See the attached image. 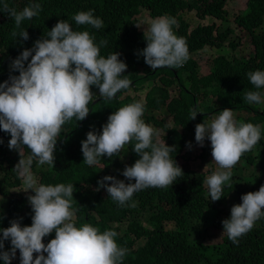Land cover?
I'll use <instances>...</instances> for the list:
<instances>
[{
    "label": "trees",
    "instance_id": "trees-1",
    "mask_svg": "<svg viewBox=\"0 0 264 264\" xmlns=\"http://www.w3.org/2000/svg\"><path fill=\"white\" fill-rule=\"evenodd\" d=\"M8 2L10 7L17 10L38 2L42 10L37 17L22 22L21 28L29 36L26 41L11 36L15 28L14 20L0 12V83L7 81L10 75H19L18 71L10 68L12 60L24 49L32 48L37 39L47 38L48 31L60 20L68 22L75 31H88L96 44L106 40L107 45L100 48V55L106 58L112 52H118L119 59L127 65L123 73L131 81L127 89L118 92L112 100H106L99 96L98 89L93 86V101L88 104L89 114L86 118L82 121L73 118L62 126L55 146L53 167L47 163V166H40L35 160L32 163L33 171L38 172V183L73 184V198L77 202H73V208L77 210L75 226L88 223L98 227L101 232L116 231V243L127 249L123 264H264V217L255 222L251 231L239 237L238 244H233L227 238L222 225L224 219L230 218V212H226L229 195L236 194L241 203L243 194L258 191L264 185L263 129L258 143L239 159L243 165L254 169L248 174L238 169L237 173H243L239 177L237 173L235 177L232 174L223 186L219 199L221 205L211 201L204 183L205 174L198 172V157L192 158V151L201 147L195 141V126L208 122L210 115L219 114L225 108L233 112H245L247 117L243 119L244 123L260 127L264 125V107L258 109L257 104H249L244 99L245 92L257 90L246 74L264 71V0H247L245 9L236 16V27L246 32L254 50L247 56L242 55L233 60L223 54L227 46L232 50L240 46V42L232 41L231 38L235 29L228 27L227 0ZM88 10H93V15L103 21L102 28L76 25L72 17ZM141 13L148 17L146 25L152 19L164 15L175 18L177 24L173 26V31L186 41L189 52V59L181 67L153 70L144 62L143 55L139 53L146 47V40L144 31L136 26L138 18L140 23L144 18ZM191 15L194 16L192 19ZM196 18L201 21L210 18L224 25L217 26L214 22L195 27L192 21ZM207 48L220 51L221 54L209 64V74L200 76V65L194 56ZM148 83L144 99L131 96L130 88L136 92L134 94H138ZM174 85L178 87L177 96H172L170 92ZM260 91L264 93V89ZM201 96L204 99L211 97L220 104V108H213L216 104L202 108ZM136 101L145 104L142 116L144 122L158 131L166 146L175 148L170 156L182 169L183 175L171 186L137 191L131 200L120 206L108 196L105 188L96 190L97 181L105 176H113L126 184L135 182L122 176L125 166H131L139 159L132 151L135 142L125 145L117 156H102L98 164L88 166L83 162L81 141L86 139L89 131L99 134L112 112ZM190 110H199L201 113H197L195 119H190ZM158 115L164 117L160 120ZM169 117L170 125L166 124ZM159 135L156 138L158 140ZM10 138V134L0 130V140L3 141L0 143V167H8L0 182V197L5 201L4 209L0 210V228L9 227L10 221L14 219H18L21 226H30L33 215L27 196L18 197L12 192L22 182L13 166L24 156L8 148ZM189 143L190 149L187 146ZM207 145L208 140L205 139L203 150L206 153ZM22 149L26 155L31 154L26 146H22ZM105 183L110 185L111 181ZM53 238L54 231L44 237L42 242L47 244ZM10 247V240H5L3 250L7 251ZM0 264L4 262L0 260ZM11 264H20L18 249Z\"/></svg>",
    "mask_w": 264,
    "mask_h": 264
},
{
    "label": "clouds",
    "instance_id": "clouds-1",
    "mask_svg": "<svg viewBox=\"0 0 264 264\" xmlns=\"http://www.w3.org/2000/svg\"><path fill=\"white\" fill-rule=\"evenodd\" d=\"M41 10L38 2L17 10L9 6L8 0H0V12L15 23L11 36L25 41L29 36L21 28L22 22L37 17ZM72 19L78 26L103 27V21L93 15V10L80 11ZM176 24L174 17L164 15L146 25L143 33L146 47L139 54L151 69H176L189 59L186 41L173 31ZM106 45V40L96 44L88 31H75L68 22L60 20L48 31L47 38L37 39L32 48L24 49L12 60L10 68L19 75H10L7 81L0 83V130L10 134V150L20 153L22 146L30 150L31 154L20 158L14 169L23 181L24 192L34 193L27 197L33 213L31 225L21 226L19 220L14 219L9 227L0 228V260L4 264H11L17 249L20 264H123L127 249L116 243V231L101 232L88 223L75 226L73 184H40L31 172L34 160L38 165L47 163L53 167L62 126L73 118L77 121L86 118L88 104L93 101V86L106 100H112L130 86L131 81L123 75L127 65L119 59L120 53L112 52L106 58L100 55V48ZM246 75L257 90L245 92V102L264 104V93L260 91L264 89V71H250ZM144 111L145 104L141 101L122 106L108 116L99 134L89 131L81 141L83 162L88 166L98 164L102 156H117L125 145L135 142L132 151L139 159L131 166L126 165L122 172L128 181L135 182L126 184L113 176L97 181L96 190L105 188L108 196L120 206L131 200L137 191L171 186L183 175L170 156L175 148L156 139L159 133L144 122ZM197 113L201 112L190 110V119H195ZM211 119L212 115L208 122L195 126V141L201 146L195 149L200 151L197 157L201 160L209 162L212 156L218 165L204 180L211 201L215 202L222 197L223 186L232 174L235 177L238 169L248 172L254 169L243 165L239 159L258 143L261 127L238 122L229 108ZM205 139L208 140L207 153L203 150ZM187 146L191 148L190 143ZM241 201L231 207L230 218L222 221L223 232L233 244H238L239 237L251 231L255 222L264 217V185L258 191L243 194ZM53 231L55 238L44 244L42 239ZM5 240H10L11 244L7 251L3 250Z\"/></svg>",
    "mask_w": 264,
    "mask_h": 264
},
{
    "label": "rangeland",
    "instance_id": "rangeland-1",
    "mask_svg": "<svg viewBox=\"0 0 264 264\" xmlns=\"http://www.w3.org/2000/svg\"><path fill=\"white\" fill-rule=\"evenodd\" d=\"M247 3V0H227V5H226V10L228 12V27L235 29V33L231 36L232 41H237L240 42V46L237 47V50H232L230 49V47H226V51L223 54H226L230 59H234L236 57H240V56H247L248 53L252 52L254 50V47L251 45L250 43V38L249 36L246 34V32L240 30L238 27H236V24L234 23V20L236 18V16L238 14H241L242 11L245 9V5ZM145 13H141V23H140V19L138 18V22L137 25H141L140 29L142 31H144L146 29V23L148 22V17L146 16ZM191 15V19H192ZM216 23L217 26L222 25L223 23L220 21H212L210 19H207L206 21H201L200 19L196 18V20L192 21V24H194L195 27H198L199 25H208V24H212V23ZM224 25V24H223ZM238 39H241V41H239ZM224 49V50H225ZM223 50V51H224ZM219 54H221L220 51L217 50H213V49H205L204 51H202L198 56H194V58L196 57V60L198 61L199 65H200V70H199V75H208L210 72V68H209V64L211 63V61L217 57ZM186 75V74H185ZM184 75V77H185ZM156 83H158V81L155 80ZM144 86V85H143ZM148 86L149 83L144 86L142 88V91L139 92L138 94H134L136 92L132 91V88H130V94L131 96L134 97H139L140 99H144V96L146 94V92L148 91ZM172 96H177L178 94V87L177 85H174L171 90H170ZM216 104V105H214ZM214 105V106H213ZM206 106H213V108H220V104L216 103L213 101V99L211 97L208 98H203L201 96V107H206ZM264 107V104H259L258 105V109H262ZM234 113V118L239 122H242L244 118L247 117V114L245 112H233ZM219 114L213 115L212 114V119H214L216 116H218ZM164 116H159L158 115V119H162ZM211 119V120H212ZM166 124L170 125L171 124V120L170 117L167 119ZM261 128L264 131V125L261 126ZM160 138L159 140L162 141L161 135H159ZM199 148V147H198ZM21 155L24 156V158H26L28 155L25 154L24 150L22 149V151L20 152ZM200 154L199 150L194 149V151H192V158L197 157ZM12 155V154H11ZM199 158V157H198ZM212 156L209 159V162L201 160L200 158L198 159L197 163L199 164V171L201 174H205V179L207 176H209L213 171H216L218 169V165L216 164V162L214 160H212ZM16 164L13 166V170H15ZM42 166V165H40ZM43 166H47V164L43 165ZM39 168V167H38ZM8 170L7 165L0 167V182L2 181V176H4L5 171ZM31 172L34 175L35 179L38 182V172L33 171L32 169V165H31ZM246 174H248V171H245ZM123 176V175H122ZM237 176H243L242 172H238ZM11 179H13L12 176H9ZM22 181V179H21ZM206 186V184H205ZM5 187V186H4ZM207 188V186H206ZM208 189V188H207ZM12 192L15 196H29L32 195L33 192L31 190H28V192H24V186H23V181L21 182V186H18L17 188L12 189ZM34 195V194H33ZM216 204H220V201L218 200L216 202ZM235 204H240V200L237 198L236 194H232L229 195V199L226 202V212H230V209L233 205ZM221 205V204H220ZM5 207V201L0 197V210L4 209ZM217 240V239H216Z\"/></svg>",
    "mask_w": 264,
    "mask_h": 264
}]
</instances>
